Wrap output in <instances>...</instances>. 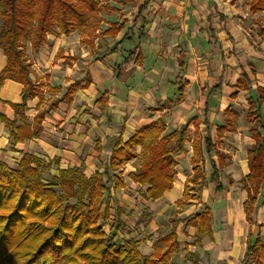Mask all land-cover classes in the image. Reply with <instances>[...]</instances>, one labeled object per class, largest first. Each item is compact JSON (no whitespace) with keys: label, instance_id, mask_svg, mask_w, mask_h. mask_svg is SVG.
<instances>
[{"label":"crops","instance_id":"crops-1","mask_svg":"<svg viewBox=\"0 0 264 264\" xmlns=\"http://www.w3.org/2000/svg\"><path fill=\"white\" fill-rule=\"evenodd\" d=\"M100 8H103L97 14L100 23L94 32L83 35L81 30H75L68 35L47 34L45 41L32 57L34 74L42 80L46 79V83L56 91V94L61 93L59 98L75 81L80 83V88L69 94L71 101L66 99L58 101L55 107L45 111L37 137L12 142L8 129L0 121V161L14 169L22 154L29 153L45 161H52V174H57L61 169L81 167L84 175L89 177L95 171H102L99 165L100 158L104 156L108 164L118 137L124 142L140 127L151 123H162L158 121L159 119L166 124L165 131L169 130L167 133L173 131L168 125L175 116L169 117L162 106L157 108V102L162 103L175 92L176 102L183 104L185 92L180 87V81L182 80L187 88L195 90L199 83L203 86L202 82L207 76H218V81L207 89L200 87L196 96L197 104L202 108L203 125L200 127L197 117L191 116L174 130L179 129L189 120L191 123L188 129L193 127L194 133L196 130L201 132L209 128L212 142L225 154L218 147L225 134L218 140L216 129L219 125L210 124L211 115L218 107L220 108L223 92L226 91L229 97L236 98L238 92L248 90V95H252L257 88L263 89L253 84V76H257L253 63L258 58L262 60L263 57L253 45L248 43L240 26L239 15L242 13L240 0H107ZM256 13L264 14V12ZM106 21H110V24ZM112 23L118 25V31L105 33ZM89 28L91 31V27ZM99 33L103 36L101 37ZM125 34L127 37H124ZM82 38L88 42L82 43ZM119 41L121 43L116 46L114 52H109ZM134 47L136 60L128 66L120 65L127 52ZM240 56L246 62H242ZM68 57L71 59L66 61ZM5 63L6 56L0 51V70ZM216 63L219 68L210 73L208 68L210 66L213 68ZM248 63L251 64L250 68ZM261 65L264 63L261 62ZM81 66L85 73L88 71L86 80H83L85 75L82 72L76 71ZM243 74L248 77L251 87L238 90L236 83ZM30 76L37 85L38 82H35L34 78L36 76L32 74ZM224 76H229V79L240 76L232 82L235 90L222 89ZM22 88L21 83L10 78L4 79L0 85V114L10 120L15 118L11 104L21 102ZM38 103L37 95L27 100L24 116L17 117L16 120V125L22 130L27 127L30 130L34 128L33 117L41 107ZM199 137L201 140V135ZM191 141L188 162L191 172H194ZM185 153L186 150L174 157L177 164L172 188L155 200L147 198L145 193L147 185L132 182L126 177L127 173L135 170L131 161L124 165V167L130 166L123 171V176L126 175L125 187L109 188L112 198L122 210L120 219L125 227L119 236L126 240H136L137 249L144 256L151 257L156 252H162L166 243L162 237L173 229L171 222V230H166L169 218L167 211L181 199L186 179L193 177H187L183 168L176 171V167L179 166L178 161ZM204 157L209 161V168L207 172H203L207 181L201 188L198 187L199 197L210 211H213L211 207L217 202L214 207L217 214L230 213L235 230L240 228L243 222L255 228L247 230L243 240L244 248L250 232L255 234L259 231L262 235L259 229L262 226L255 218L258 216L256 211L258 207L256 205L252 214V222H248L243 206L247 197L239 205L227 199V191L223 192L224 186L220 179L219 168L223 165L224 155L220 163L216 153L210 156L204 154L199 163L201 168ZM212 161L218 168V181L222 186L220 190L217 189V181L209 178ZM179 163L181 167L184 160H180ZM245 164L248 173L246 155ZM141 193L145 196L140 195ZM209 195L212 196L210 202H208ZM193 214L185 209L182 212L184 216L178 219L180 221H175L174 231L178 249L172 253L167 264H186L188 252L199 257L209 253L216 259L225 258V250L221 245L224 240L216 238L219 233V218H216L213 231L209 227L210 234L203 233L209 238H191L198 234V229L194 226H186L185 220ZM111 222L112 216L109 220V223ZM235 240L236 238H232L231 244ZM232 251L228 252V258L233 257Z\"/></svg>","mask_w":264,"mask_h":264},{"label":"trees","instance_id":"trees-1","mask_svg":"<svg viewBox=\"0 0 264 264\" xmlns=\"http://www.w3.org/2000/svg\"><path fill=\"white\" fill-rule=\"evenodd\" d=\"M100 6V0H0V18L3 21L0 48L6 56V63L0 70V85L6 78L23 85L21 102L11 104L15 118L10 120L0 114V121L8 129L12 142L37 137L45 115V111H39L33 117L32 130L29 127L22 130L16 125L17 117L24 116L27 100L37 95L36 85L30 76L32 70L21 49L22 38L29 31L30 18L36 20L31 46L37 51L48 33L68 35L80 27L83 35L94 32L97 24H93L90 31L86 21L91 13L98 12ZM249 10L252 13L264 12V0H250ZM116 31L118 25L112 23L105 33ZM85 42L88 41L82 38V43ZM120 43L114 44L109 52H114ZM135 50V47L129 50L120 65H131L136 60ZM250 87L248 77L243 74L236 88L246 90ZM76 88H80L77 81L70 84L67 92L50 107H55L58 101H71L69 94ZM247 101L245 119L250 124L248 133L253 144L246 152L248 173L244 181L255 183L256 187L251 192L245 186L248 196L243 206L247 221L252 222L258 194L260 191L264 194V90L257 88L247 96ZM226 113L229 115L230 111L226 110ZM189 123L191 120L166 134L163 123H151L137 129L124 142L118 137L107 166L89 177L84 175L81 167L61 169L52 174V161L29 153L22 154L14 169L0 161V264H167L178 249L174 231L176 222L173 221V229L162 237L166 241L162 252L151 257L142 255L136 240L119 236L125 227L120 219L122 210L112 198L108 183L112 180L113 188L125 187L123 167L138 157L137 147L140 146L142 163L138 169L127 173V177L132 182L147 185L145 193L148 199L161 197L172 188L177 164L174 157L186 150ZM231 125L232 120L227 116L225 123L216 129L218 140ZM191 148L193 177L186 179L177 205L199 198L200 194L195 195L189 184H197L201 188L207 181L199 166L203 155L216 153L220 163L224 155L212 142L209 128L195 131ZM211 167L209 178L217 181V189L220 190L218 168L213 161ZM105 192L108 194L104 199ZM210 213V208L204 205L201 211L185 220V225L197 227L198 234H210ZM111 216L109 231L105 232L103 224ZM246 244L240 264L246 260L248 264H264V241L260 232H250Z\"/></svg>","mask_w":264,"mask_h":264},{"label":"rangeland","instance_id":"rangeland-1","mask_svg":"<svg viewBox=\"0 0 264 264\" xmlns=\"http://www.w3.org/2000/svg\"><path fill=\"white\" fill-rule=\"evenodd\" d=\"M105 1L107 0H101L102 2L101 7L105 4ZM118 1V0H113ZM249 3L250 0H240V9L242 13L239 15L240 18V26L243 29V33L246 36V39L250 45H253V47L256 48V51L261 54L263 59L260 58L256 59L253 63L254 69L256 71L257 76H253V84L255 86H261L264 89V65H261V62L264 63V14L261 13H252L249 10ZM108 5V4H106ZM103 8H99L98 11H102ZM97 13H91L86 21L87 28L92 27L93 24H97L99 26L100 18L97 16ZM244 17H243V16ZM3 21L0 18V28ZM29 31L27 34L22 38V51L24 52L27 62L30 65V68L32 70V75L36 76L35 82H38L36 85V94L39 98L38 106H41L39 108V111H48L50 110V104L52 102H56V100L59 98L60 94H56V91L49 87L46 83V79L42 80L41 77H38L35 72L32 69V66L34 67V58H32L35 53L38 51L34 50L31 46V41L33 39L32 30L35 26L36 20L35 18H30L29 22ZM106 23L110 24V21H106ZM78 31L81 30V27L76 29ZM102 37L103 34L99 33ZM96 34V35H99ZM82 35V34H81ZM43 43V42H42ZM41 43V45H42ZM40 45V46H41ZM85 47V46H84ZM40 48V47H39ZM86 48V47H85ZM0 51L2 49L0 48ZM120 57V54H119ZM242 58V56H240ZM71 57H68L69 61ZM212 59V56H211ZM242 62H246L245 59H241ZM250 63H248V68H250ZM217 68H219V65L216 63L213 65V68L211 66L208 68L210 69L209 72L213 73ZM214 69V70H212ZM77 72H82L83 80L87 79L88 71L85 73V70L83 66L78 67L76 69ZM263 73V75H262ZM82 75V76H83ZM226 77V78H225ZM236 77L240 76H233L231 79H229V76H224V79L222 78V89L224 90H231L234 87L232 86V82H234ZM33 78V79H34ZM182 79V78H181ZM218 81V76H207V79L202 82L203 86H201V83L195 87V90L192 88H187L186 84L182 83L183 81H180V87L183 88V91L185 92V99L183 100V104L176 102V96L177 94L174 92L170 97L165 99L162 103L157 102L156 107L159 108L162 106L164 109H166V112H168V116L172 117L175 116L173 120L169 122V129L174 130L175 127H179L183 122H185L189 117L196 116L199 126L201 127L202 124V108L198 106L197 104V94L200 89H207L210 86H213ZM179 85V84H178ZM235 90V89H233ZM225 92V93H224ZM221 98H220V108L218 107L216 112L211 115V126H218L225 123V120L227 116H229L232 120V125L229 127V130L225 133L224 139L221 140L220 143H218V147L225 152L223 157V165L219 168L220 171V179L223 183L224 190L223 192L226 193L227 191V199L233 202H236L237 204H241L247 197V190L245 189V186L248 187L249 191H253L256 187L255 183H250L244 181L245 174L247 173V168L245 164V155L247 149L250 148V145L252 144V139L249 138L248 128L250 124L245 119V114L247 112V101L246 96L248 95V90L246 92H238V95L236 98L229 97V94L224 91ZM191 95V96H190ZM264 106V104H263ZM226 108H229L230 114L228 115L225 111ZM158 121L164 123L162 119H159ZM165 124V123H164ZM166 127V124H165ZM214 128V127H213ZM169 130L167 129L164 134H166ZM194 128L190 127V130L188 132L187 136V142L185 143L186 147V153L179 159L178 164L179 166L176 167V171H180L181 168L185 170V175L187 177H192L193 172L190 170V165L188 162V156H189V147H190V141L193 137ZM214 140L216 141V137L214 135ZM138 157L135 158L132 162V165L135 167V169H138L139 166L142 163V152L141 148L137 147ZM105 157L99 159V165L100 167L104 168L107 166V162H105ZM180 160H184V164H181L180 167ZM203 172H207L209 168V161L207 158L204 157V160L201 164ZM130 166L123 167V170L125 168H129ZM113 172H110V175H112ZM126 175L123 176L125 178ZM127 177V176H126ZM112 180L108 183L109 188L112 186ZM189 186L193 187L192 191L195 193V195L198 193V185L197 184H189ZM110 192V189H109ZM140 192V191H139ZM107 192L104 193V199L107 196ZM260 191L258 194V203H257V214L258 216L256 218V221L260 223V231L262 232V237L264 241V208H262V203L264 202V194ZM140 195L145 194L141 193ZM225 195V194H224ZM212 196H208V202L211 201ZM204 201L201 197L197 199H193L189 201L185 205H177L176 202L174 203V206H172L168 211L167 214L169 216L167 222V229L168 231L171 230L172 225L171 222L176 221L180 218H182L184 215H182L183 210L187 209L193 214L197 210H201L204 205ZM217 202H214V205H212L211 214L208 216V226L213 229H215L216 224V218H219V233H217L216 238H222L224 241L221 243L223 245L225 250V258L223 259H216L210 254L206 256L199 257L196 254H192L188 252L186 254V264H240L241 260L243 258V252L246 248V245L243 246V240L246 236L248 229H255L253 226L248 225L247 223L243 222L240 228L234 229V221L232 217L230 216V213L227 212V215H219L216 212ZM102 207V206H101ZM108 224L109 221H105V224H103V229L105 232H108ZM182 228V226H181ZM124 238V237H122ZM191 238H209L206 234H203L202 236H199L197 233L192 236ZM214 238V237H213ZM232 238H236L234 243L230 242ZM242 245H241V242ZM233 245V246H232ZM242 248L244 249L241 253ZM232 251V258H228L229 255L228 252ZM244 264H248V260L244 262Z\"/></svg>","mask_w":264,"mask_h":264}]
</instances>
